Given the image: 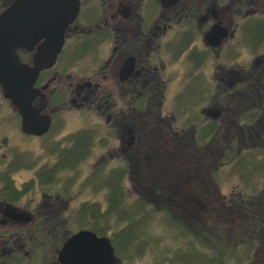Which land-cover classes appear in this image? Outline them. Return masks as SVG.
I'll return each instance as SVG.
<instances>
[{
  "label": "flooded vegetation",
  "instance_id": "flooded-vegetation-1",
  "mask_svg": "<svg viewBox=\"0 0 264 264\" xmlns=\"http://www.w3.org/2000/svg\"><path fill=\"white\" fill-rule=\"evenodd\" d=\"M15 1L0 0V15ZM78 2L61 43L41 38L14 52L29 67L40 52L55 55L38 71L31 103L36 129L42 120L48 129L23 132L0 87V264H61L70 236L97 232L84 224L59 235L65 214L94 217L91 196L70 208L81 189L93 195L100 182L107 196L130 183L153 196L145 186L163 188L161 170L177 188L191 164L209 169L204 152L242 177L255 169L248 178L262 181L264 194V0ZM67 124L75 125L69 136ZM18 140L40 150L41 165ZM42 183L58 191L34 192ZM255 209L253 237L257 225L264 230Z\"/></svg>",
  "mask_w": 264,
  "mask_h": 264
},
{
  "label": "rangeland",
  "instance_id": "rangeland-1",
  "mask_svg": "<svg viewBox=\"0 0 264 264\" xmlns=\"http://www.w3.org/2000/svg\"><path fill=\"white\" fill-rule=\"evenodd\" d=\"M74 130V124H67L62 135L69 136ZM19 142L32 148L33 161L37 160L38 165H41L43 158L40 150L29 141L18 140ZM206 154L204 152V164L209 169L199 171L198 167L191 164L188 169L191 175L187 184L178 185L177 188L167 180L169 171L161 170L159 173L166 179L160 182V186L166 188V194L159 197L145 194L142 185L130 183L122 187L124 202L119 198L112 203L110 196L112 201L117 198L120 194L119 188L118 191L112 189L113 193L106 196L105 189L108 188L100 182L96 183L93 195L91 190L81 189L78 199L70 208H75L77 203L88 200L91 196L96 199L98 205L93 213L94 217L65 214L64 229L59 235L65 230H76L84 224L95 225L102 234L112 239L121 260L120 264H178L175 250L177 247L188 248V240L194 241L202 252L213 255L216 261L224 246L225 258H222V264H239L238 258L240 264H264V230L261 231L262 228L257 225V237H253L251 221L247 220L250 218L251 209L255 212V208H261L258 209V215L263 218L264 224L263 182H252L253 179L248 178L255 169L245 170L242 177L237 173V166H219L220 159L215 164L216 160ZM232 155L233 153H230L227 156L229 158ZM214 157L218 158V154H214ZM195 160L197 157L191 158V162ZM251 164L257 168L256 164ZM208 172L209 174H206ZM84 173L85 168L82 169L80 177L84 176ZM114 174H117V171ZM66 175L71 187L76 182V173L70 170ZM41 185L43 186H33V191L38 192L39 188H45L49 193L58 191L56 185ZM163 189L159 186H145L146 193L151 194L156 190L162 192ZM256 195L259 196L257 200L254 198ZM107 209L111 212L105 213ZM130 230L136 233L130 236ZM132 236L134 238L130 240ZM221 236H225V245H222ZM183 253L184 251L181 252Z\"/></svg>",
  "mask_w": 264,
  "mask_h": 264
},
{
  "label": "water",
  "instance_id": "water-1",
  "mask_svg": "<svg viewBox=\"0 0 264 264\" xmlns=\"http://www.w3.org/2000/svg\"><path fill=\"white\" fill-rule=\"evenodd\" d=\"M158 1L168 4L175 0ZM78 5V0H16L0 15V87L3 96L18 108L25 133L41 135L49 127V121L42 120L41 128L36 129L39 117L31 103L38 71L55 55L47 56L40 52L34 57L33 67H29L21 64L14 52L41 38L45 40L43 44L47 41L61 43L64 29L75 16ZM40 48L42 51L43 47ZM58 258L61 264L120 263L110 240L88 230L70 236Z\"/></svg>",
  "mask_w": 264,
  "mask_h": 264
},
{
  "label": "trees",
  "instance_id": "trees-1",
  "mask_svg": "<svg viewBox=\"0 0 264 264\" xmlns=\"http://www.w3.org/2000/svg\"><path fill=\"white\" fill-rule=\"evenodd\" d=\"M112 186H113V189H115V191H118V188H119V191H120L119 193L120 194L118 195L117 198L113 197V199L115 198L113 201H112V196H110V201L112 203H115L120 198V200H122L124 202V196H123L124 193H123V190H122L123 188H121L119 186V184H113ZM151 186L154 187V188H157L156 185H151ZM164 190H166V188H164L162 192H160V191L156 192L157 191L156 190L154 192L153 196L154 197H159L161 195L166 194V192ZM112 192H113V190H112ZM113 206L114 207H117V205L116 206L113 205ZM247 220H249V222H250V218L247 219ZM134 233H136V231H132V230L129 231V235L130 236L131 235H134ZM253 234L257 235V233H253ZM133 238L134 237L132 236L130 240H132ZM221 238L223 240L222 245H225L226 244V243L224 244L225 236H221ZM184 239L186 240L187 237L184 238ZM188 243H189V247L188 248L177 247V249L175 250L176 253H177V255H178V260H177L176 263H178V264H197V263L198 264H222L223 263V260L224 259H222V258H225V255H224V246H222V252H221V254L219 256H217L218 261H216V259L214 258L213 255H207L205 252H202L201 249H199V247L194 244V241L188 240ZM114 246H115V244H114ZM247 250L250 251L249 249H247ZM183 251H184V253L181 254V252H183ZM233 251L235 252V248H234ZM116 254H117V252H116ZM219 257H220V259H219ZM239 257H241V256H239ZM232 260H228V261L232 262ZM233 263H235L234 260H233ZM237 263L240 264L239 258L237 259Z\"/></svg>",
  "mask_w": 264,
  "mask_h": 264
}]
</instances>
